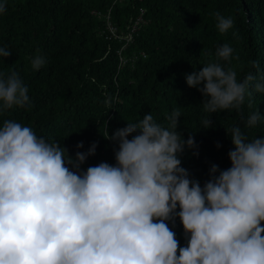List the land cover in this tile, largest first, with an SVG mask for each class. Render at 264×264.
Wrapping results in <instances>:
<instances>
[{
	"label": "clouds",
	"instance_id": "obj_1",
	"mask_svg": "<svg viewBox=\"0 0 264 264\" xmlns=\"http://www.w3.org/2000/svg\"><path fill=\"white\" fill-rule=\"evenodd\" d=\"M216 17L220 33L233 26L230 17ZM232 53L225 44L216 56L230 61ZM10 55L0 48V57ZM45 63L38 55L31 66ZM185 79L205 97L204 111L216 113L239 110L256 77L237 82L235 71L209 63ZM254 88L264 93V78ZM27 92L15 72L0 79V110L30 105ZM179 117L173 111L167 128L151 113L127 123L106 138L118 143L115 165L86 172L80 168L95 155V143L73 158L57 142L6 120L0 128V264H264V137L248 141L240 127L231 128V167L213 165L201 187L178 158L195 147L192 135L185 142L177 132ZM261 119L257 111L247 126ZM201 122L212 126L207 117ZM177 216L185 247L166 223Z\"/></svg>",
	"mask_w": 264,
	"mask_h": 264
},
{
	"label": "trees",
	"instance_id": "obj_2",
	"mask_svg": "<svg viewBox=\"0 0 264 264\" xmlns=\"http://www.w3.org/2000/svg\"><path fill=\"white\" fill-rule=\"evenodd\" d=\"M0 3L5 4L0 13V48L11 52L0 57V79L17 73L30 101L22 108L0 110V128L6 120L28 126L38 138L57 142L73 158L77 151L87 153L95 143V155L81 165V172L100 163L115 165L118 143L107 136L150 113L167 128V117L179 111L177 132L185 142L192 135L195 147H185L178 158L190 180L201 187L209 181L213 165L221 171L231 167V128L240 127L248 141L264 137V93L254 88L264 78V0ZM217 13L233 20L226 33L216 27ZM138 18L142 22L134 29ZM225 44L233 49L230 61L216 56ZM38 55L46 63L34 70L31 62ZM209 63L235 71L237 82L248 74L256 77L239 110L206 113L205 97L187 86L186 75ZM109 99L110 107L105 105ZM257 111L262 119L248 127V118ZM205 117L212 120L208 129L201 122ZM81 142L83 148L78 149ZM166 223L179 247H185L178 216L174 223Z\"/></svg>",
	"mask_w": 264,
	"mask_h": 264
},
{
	"label": "built area",
	"instance_id": "obj_3",
	"mask_svg": "<svg viewBox=\"0 0 264 264\" xmlns=\"http://www.w3.org/2000/svg\"><path fill=\"white\" fill-rule=\"evenodd\" d=\"M138 22H140V23L142 22L141 18H138V21L136 22V24H135V26H134V29H135L136 25L138 24ZM134 29H133V30H134Z\"/></svg>",
	"mask_w": 264,
	"mask_h": 264
},
{
	"label": "bare ground",
	"instance_id": "obj_4",
	"mask_svg": "<svg viewBox=\"0 0 264 264\" xmlns=\"http://www.w3.org/2000/svg\"><path fill=\"white\" fill-rule=\"evenodd\" d=\"M145 14V13H144ZM112 17V16H111ZM145 18V17H144ZM115 23V22H114ZM143 29V28H142Z\"/></svg>",
	"mask_w": 264,
	"mask_h": 264
}]
</instances>
